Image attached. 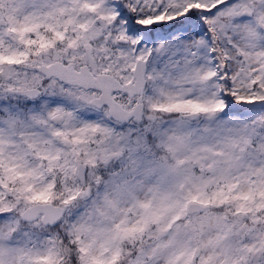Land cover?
I'll return each mask as SVG.
<instances>
[{
    "label": "snow or ice",
    "instance_id": "1",
    "mask_svg": "<svg viewBox=\"0 0 264 264\" xmlns=\"http://www.w3.org/2000/svg\"><path fill=\"white\" fill-rule=\"evenodd\" d=\"M0 264H264V0H0Z\"/></svg>",
    "mask_w": 264,
    "mask_h": 264
}]
</instances>
